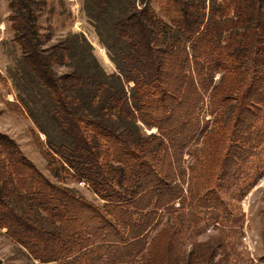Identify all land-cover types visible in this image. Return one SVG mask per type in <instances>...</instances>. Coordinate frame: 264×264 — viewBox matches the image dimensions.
I'll return each mask as SVG.
<instances>
[{
  "label": "trees",
  "instance_id": "1",
  "mask_svg": "<svg viewBox=\"0 0 264 264\" xmlns=\"http://www.w3.org/2000/svg\"><path fill=\"white\" fill-rule=\"evenodd\" d=\"M7 1V75L54 181L0 133L6 237L43 264H195L213 225L212 264H264L234 243L264 175V0H83L111 74L83 34L43 48L44 0Z\"/></svg>",
  "mask_w": 264,
  "mask_h": 264
},
{
  "label": "rangeland",
  "instance_id": "2",
  "mask_svg": "<svg viewBox=\"0 0 264 264\" xmlns=\"http://www.w3.org/2000/svg\"><path fill=\"white\" fill-rule=\"evenodd\" d=\"M44 1L46 5L37 16L38 30L44 43L43 48L53 46L70 35L83 34L92 45L93 54L103 70L107 74L113 73L115 71L114 66L109 61L105 49L99 43L93 27L84 15L82 10L83 0ZM8 17V1L0 0V133L12 138L20 146L26 157L46 177L53 180L46 169V160L39 145L40 138L43 141L44 138L39 134L38 136L35 135V129L31 121L18 111L16 92L12 81L7 75V70L13 68L15 60L19 58L18 47L14 43V35ZM62 71H66V69H59V72ZM150 132H154V130L146 133ZM65 185L75 189L88 201L100 204L83 183L66 182ZM238 206L244 217L242 234L239 240L236 239L234 242L235 246L246 256L258 260L264 256V175L250 189L249 193L240 200ZM219 239V234L213 228V225L209 226L199 236V242L207 240L210 242L211 250L195 264H212L210 252L212 253L216 248ZM189 249L190 246L186 248V252ZM198 252L201 251L196 250V253ZM0 261L2 264H43L32 260L24 249L10 241L5 235V230L1 229Z\"/></svg>",
  "mask_w": 264,
  "mask_h": 264
}]
</instances>
